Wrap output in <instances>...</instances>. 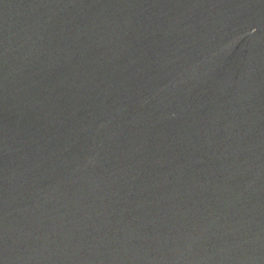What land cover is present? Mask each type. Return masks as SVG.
I'll use <instances>...</instances> for the list:
<instances>
[{"label":"water","instance_id":"obj_1","mask_svg":"<svg viewBox=\"0 0 264 264\" xmlns=\"http://www.w3.org/2000/svg\"><path fill=\"white\" fill-rule=\"evenodd\" d=\"M0 264H264V0H0Z\"/></svg>","mask_w":264,"mask_h":264}]
</instances>
